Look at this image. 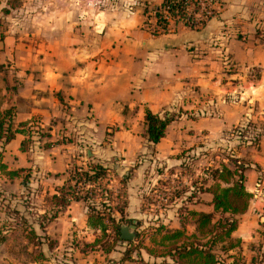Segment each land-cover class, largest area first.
Masks as SVG:
<instances>
[{"label":"crops","instance_id":"1","mask_svg":"<svg viewBox=\"0 0 264 264\" xmlns=\"http://www.w3.org/2000/svg\"><path fill=\"white\" fill-rule=\"evenodd\" d=\"M162 2L0 0V75L7 82L4 105L14 108L16 124L40 129L38 137L31 136L27 151L20 149L25 132L0 144L1 165L6 167L0 172L1 184L9 196L5 202L17 213L7 216L15 223L4 231V243L18 233L32 250L17 222L23 216L41 234L36 216L49 210L46 198L58 192L72 165L94 162L95 149L104 150L108 144L114 154L122 153L124 162L125 156L150 153L144 137L145 114L150 110L173 117L164 138L154 145L153 163L164 160V167H142L145 159L133 167H109L113 170L109 188L115 204L125 186L127 207L124 214L113 216L129 221L121 225L136 221L144 245L153 246L149 238L153 227H182L178 209L184 199L146 213L144 199L153 181L181 177L178 154L194 152L200 144L257 120L264 112V0H219L218 13L200 29L179 24L168 33L153 34L145 25L146 10ZM20 169L24 172L9 176ZM190 169V177L182 179L187 186L201 174V167ZM211 199L208 193L199 194L187 203L188 208L213 212ZM237 218L232 238L241 241L228 252L227 264H264V245L254 244L259 241L257 216L246 212ZM88 220L83 202L60 209L45 227V234L56 242L53 250L43 243L34 248L46 259L21 263L58 264L50 255L65 251L66 264H98L92 255L105 258L100 250L61 251L74 234H99ZM185 224L188 234L196 232L194 218L187 216ZM115 250L120 258L123 246ZM141 255L146 261L155 260L144 249Z\"/></svg>","mask_w":264,"mask_h":264},{"label":"trees","instance_id":"2","mask_svg":"<svg viewBox=\"0 0 264 264\" xmlns=\"http://www.w3.org/2000/svg\"><path fill=\"white\" fill-rule=\"evenodd\" d=\"M186 0H163L153 11L154 22L149 23V29L153 34L168 33L171 27L179 24L185 25L182 20L187 17ZM168 13L172 23L164 18ZM148 13V10H146ZM148 24V23H146ZM170 24V25H169ZM7 82L0 75V144L6 145L15 139L21 132L27 134V138L22 141L20 149L27 151L32 143L31 130L27 123H15V110L13 107H5V90ZM173 117H161L150 110L145 114V134L150 154L154 155V145L166 135V129L172 122ZM233 165L224 162L220 166H209L202 169L203 175L195 178L191 185L187 186L183 182L187 177L190 167L183 165L181 177H177L178 184L173 186L166 201L162 205L166 208L176 200H182V205L178 212L182 220L180 229H169L163 225L153 227L149 236L153 246L144 245L141 236H137L134 241H125L121 238L120 227L128 220L116 218L114 212L124 214L128 204V194L125 186L118 194V200L112 204V191L109 188L112 168L91 161L85 166L72 165L68 172L65 183L58 188L56 194L46 198L49 210L42 217L36 216L39 220L41 234H38L28 220L21 216L17 224L25 232L27 244L40 248L43 243L48 244L50 251L53 250L56 242L51 240L45 233V227L54 220L60 209L69 206L73 202H83L88 208L89 224L99 231L93 241H80L76 248L82 253H90L100 250L106 257L115 251L118 245L123 246L119 260L109 259L110 264H226L219 254L228 253L237 245L231 244L229 247L221 246L226 240L231 239L232 233L238 228V216L247 212L253 194L246 189V167L239 164L238 160L231 159ZM5 166L0 165V172L6 171ZM189 168V169H188ZM23 169L9 172V176L19 175ZM24 172V171H23ZM123 183V181H121ZM208 193L212 196L210 204L213 212L196 211L188 208V204L196 200L199 194ZM16 212L12 210V214ZM34 212H32L33 215ZM17 214V213H14ZM191 216L196 222V232L188 234L186 231L185 218ZM3 240L4 237L1 236ZM144 249L155 260L146 261L141 255ZM226 256V255H224ZM37 260L46 259L44 253L39 250ZM159 260V261H157Z\"/></svg>","mask_w":264,"mask_h":264},{"label":"rangeland","instance_id":"3","mask_svg":"<svg viewBox=\"0 0 264 264\" xmlns=\"http://www.w3.org/2000/svg\"><path fill=\"white\" fill-rule=\"evenodd\" d=\"M153 15V8L148 9V15L146 18L148 24L145 23L146 27L148 28L149 23L155 21V19H153ZM254 74L256 75V70H254ZM32 122L36 121L33 120ZM32 126L34 127L35 124L32 123L30 127ZM28 127L29 125L27 126V130ZM39 130L40 129L36 128V126L33 129L31 128V136L35 134L38 137L40 132ZM31 140L33 141V139ZM106 146H108V144ZM106 146L104 150L102 148L103 152L100 148L95 149V152H97V156L95 157L94 162L102 163L108 167H133L139 163L138 161L142 162L143 159H145L146 164L142 167H148V165L151 167H160L157 168L158 170H160L161 167H164V160L155 159L156 162L153 163L154 157L156 156L150 154L149 152L146 153L145 156L143 154L135 156L133 155L134 157L125 156V158H127L128 160L124 162L122 153L114 154ZM19 150L20 149H18V151ZM151 156L153 157V159L151 158ZM177 156L179 162H181L179 167H183V165L185 167H201L200 177L203 175L202 169H204L205 167H209L212 165L219 167L221 162H224L230 166L233 165V161L231 159L238 160L240 165L246 167V184L249 185L251 189H253L251 191L249 190V187V189H247L246 187V189L253 194V198L250 201L247 212H251L255 217L257 216L259 221L258 230L256 233V235L259 237V241H255L254 244L260 246L264 245V112L259 115L257 120H253L242 126H237L230 130H226L220 138L200 144V149H197L194 152L186 150L184 152H181ZM84 159H86L85 155ZM151 162L153 163V165L151 164ZM1 164L2 162L0 156V165ZM189 174L190 172L188 170V174L186 173V175L189 176ZM1 179L2 178L0 177V264H22L21 262L24 260L30 261L39 256V250H36V248H34L33 246L32 250H30L25 245H23L21 237L18 233L17 235L13 234L12 236H10L9 240L6 243H4L6 241L5 238L3 240L1 239V236L5 235L4 231L10 229L9 226H14L13 224L15 223L12 221L8 222L6 220L7 216L12 213V210H10L12 208L8 207V203L5 202L8 201L9 196L4 193L5 191L3 189V184H1ZM174 179L177 178L170 177L164 179L163 177L161 180L153 181L155 183L152 187L149 188L146 199H144L146 213L154 214L157 213L158 210H162L164 197L166 195L169 196L170 192L173 190V186L178 184V182ZM249 229H252V227H250ZM140 235L143 236V231ZM84 239L92 241L94 237L92 234L86 236L81 234H74V236H72L68 241V244H66L67 242L63 243L61 251H63V249L65 250L68 248H76L77 243L82 240L85 241ZM240 241L241 240L239 238H232L231 235V239L226 240L224 244H218L216 248L220 249V247L223 245L229 247L231 244L238 246L240 244ZM146 242L149 244L151 243L148 239ZM63 253L66 252L63 251L60 253H55L54 255H49L51 260L56 259L61 262H59L58 264H66L65 262H63V260L65 259ZM115 254L116 250L114 254L112 253L109 255H111V257H115V259H118L119 255ZM219 255L221 259L224 260L227 264L229 254L225 252L224 255L226 256H224L223 254ZM92 259L98 261V264H110V257L107 256L103 258L98 253H93Z\"/></svg>","mask_w":264,"mask_h":264},{"label":"built area","instance_id":"4","mask_svg":"<svg viewBox=\"0 0 264 264\" xmlns=\"http://www.w3.org/2000/svg\"><path fill=\"white\" fill-rule=\"evenodd\" d=\"M186 2L188 6L187 17L182 21L186 23L185 25L193 29H200L210 18L218 13L219 0H186ZM164 18L172 23V19H170L167 12H165ZM158 32L162 33L163 29L159 28ZM167 198L168 196L166 195L164 201H166Z\"/></svg>","mask_w":264,"mask_h":264},{"label":"water","instance_id":"5","mask_svg":"<svg viewBox=\"0 0 264 264\" xmlns=\"http://www.w3.org/2000/svg\"><path fill=\"white\" fill-rule=\"evenodd\" d=\"M137 225L136 221L128 225H122L120 227L121 238L125 241H134L138 236Z\"/></svg>","mask_w":264,"mask_h":264}]
</instances>
